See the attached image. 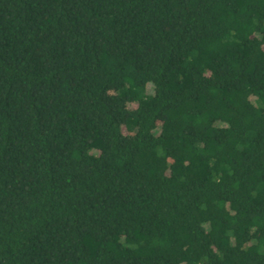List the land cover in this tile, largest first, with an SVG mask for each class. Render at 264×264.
<instances>
[{
  "label": "trees",
  "instance_id": "16d2710c",
  "mask_svg": "<svg viewBox=\"0 0 264 264\" xmlns=\"http://www.w3.org/2000/svg\"><path fill=\"white\" fill-rule=\"evenodd\" d=\"M0 264H264V0H0Z\"/></svg>",
  "mask_w": 264,
  "mask_h": 264
}]
</instances>
